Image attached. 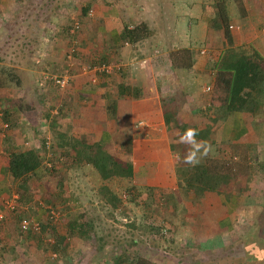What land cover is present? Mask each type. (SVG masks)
Masks as SVG:
<instances>
[{
  "label": "crops",
  "instance_id": "crops-1",
  "mask_svg": "<svg viewBox=\"0 0 264 264\" xmlns=\"http://www.w3.org/2000/svg\"><path fill=\"white\" fill-rule=\"evenodd\" d=\"M26 1L0 0V12L23 11ZM155 2L156 5H159L164 0H155ZM34 3H37L38 8L42 3V11H47V14L42 18V23H45L41 28L42 36L44 35L41 43L42 51L45 52L42 53L44 69L50 68L56 73H63L66 69V60L64 54L61 55V53L65 52V48L72 43V40H75L77 44V54L73 57V64L67 68L70 73L74 72L72 73L73 82L70 85L73 91L70 92L72 94H69L68 98H71L69 103L74 104V108H77L72 113L77 117L80 116L78 109L82 106L85 108L88 119L85 123L86 126L83 125L77 134L74 131L71 133L69 125L64 129L59 127L60 131L73 137L82 138L87 143L97 142L102 137L108 138L109 141L111 133L106 127H97L96 129L99 130L95 131L94 129L93 135H90V130L91 126L96 127L97 123L102 122L110 126L113 122V131L119 130L120 134L124 132L129 135V155H125L124 158L120 155V157L132 165V177L138 181L136 183L150 187H177L176 182L179 178L176 175V165L178 162L173 159L176 153H172L170 149L172 143L175 142V140L172 142V139H179L180 135L188 128L197 129L200 133L197 139L207 141L214 149L200 164H205L209 171L223 173L225 183H221L217 193L208 192L196 195L197 202L205 200L207 204L203 203L202 211L195 218L194 214L192 217L190 214L187 215L188 211L186 210L182 225L200 246L205 247V250L216 251L218 246L224 248V245L218 244L220 238L216 236L220 237L232 232V220L237 216L235 211L239 205L258 203L261 206L264 204V96L261 98L260 108L257 111L223 113L218 108L224 94L216 86L222 84L224 87V84L227 83V76L214 69V62L218 51L225 46V41L218 30L209 28L206 11L210 7L207 9L204 4L201 6L200 17L205 20L201 21L204 23L202 26H192L190 23L186 26L188 33L191 32L196 36L203 33L205 42L211 43L208 48L205 47L192 53L189 47H185L181 43L179 46L165 43L168 46L165 50L159 51L155 48L150 52L156 46L154 42L164 43L165 37L176 34V25L173 22L165 28L161 27L156 32H151L148 37L137 43L125 44L121 38L123 25L126 24L130 27L143 22V12L146 11L147 4L150 3L148 0H37ZM223 3L227 16H230L227 23L238 27L229 30L232 46L241 47L246 52L254 48L264 56V0H224ZM78 7L80 9L86 7L87 10L94 12H92L94 16L87 17L88 15L79 13L77 17L84 20V24L81 25L79 33L72 36L69 33V28L65 29V26L62 25L64 21L72 17L67 18L66 15L63 17L60 13L75 11L78 10ZM118 12L121 13L118 14ZM127 19L131 20V23H127ZM39 23L41 24V21H38L37 25ZM48 27H54L55 31L53 30L51 33L56 32L57 35L46 37L45 31H48L46 30ZM19 33L22 34L20 41L30 42L29 38L23 39L24 35L25 37L29 35L27 30L26 33L25 30L22 32L19 30ZM9 35L6 38L8 42L6 51L0 53V55L3 54L0 56L3 58L0 60V65L11 67L19 76L20 87L4 88L16 93V90L26 89V83L24 84L23 79L21 80V75L30 73L36 77L39 76V73L37 70H30L32 68L25 60L28 58V54L25 55L26 57L20 54V58H18V51L14 52V39L20 35L13 31ZM174 48L189 50L192 63L188 68L185 66L177 69L172 68L169 52ZM201 50L203 51L201 52ZM95 51L100 55L98 62L92 58ZM85 52L87 54L85 57L90 58L88 61L90 64L103 62L122 65L125 68V83L136 87L140 94L137 99L131 97L117 99L115 119H108L101 109L109 89L108 86L106 87L105 81L109 82V80L101 78L99 79L100 87H88L82 84L81 79L75 78L74 74L77 73L75 67L83 63L81 60L85 57L81 56V53ZM114 76L117 78V75ZM198 79L200 82L197 81ZM195 83L197 84L194 85ZM47 86L49 84L45 82L42 90H46ZM190 86L191 88H189ZM206 86L209 87V91H204L203 88ZM2 94H0V99ZM51 95L56 94L52 92ZM18 97L21 101L26 102L20 98L22 95H18ZM44 98L42 96V104ZM162 102L165 103V111ZM30 104L32 103L30 102ZM32 106L34 107L33 104ZM48 113L49 110H45L44 117L39 120L42 122V131H44V121L47 125L48 123L51 126L53 124L52 129L58 128V125H54L58 122H53L56 116H51ZM97 117L99 118L97 119ZM47 118L48 120H45ZM125 121L128 124H125ZM0 126H2L1 120ZM49 131V129L44 131V136H47ZM2 137L3 135L0 134V197H3L7 189L6 180L10 179L6 171L7 158L4 152L5 145L1 142ZM38 139L37 135L32 139V144L29 142L33 147L23 146L28 143L27 138L16 140L15 145L10 144L18 150L36 148L41 143L38 142ZM183 151L187 153L188 150ZM10 181L13 182L11 179ZM191 198L193 199L194 196ZM212 203L216 209L204 210V208H211ZM43 262L46 263L42 260V264Z\"/></svg>",
  "mask_w": 264,
  "mask_h": 264
},
{
  "label": "rangeland",
  "instance_id": "rangeland-1",
  "mask_svg": "<svg viewBox=\"0 0 264 264\" xmlns=\"http://www.w3.org/2000/svg\"><path fill=\"white\" fill-rule=\"evenodd\" d=\"M36 1L37 0H27L23 11L15 12L11 10L9 11L10 13H8V11L0 12V53L6 51V45L8 43L6 38L10 36L9 34H12V31L20 35L21 33H19V30L20 32L25 30V33L27 30L29 35H26V37L24 35L23 39L29 38L30 42L20 41L22 34L16 36L13 43L14 52L18 51V58H20V54L23 56L28 54V58L25 60L30 68H32L30 70H37V73H39V76L36 77H33L30 73L21 75V80L23 79L22 81L24 84L26 83L25 90H16V93L10 89L3 91V94L8 99L16 100L19 98L18 95H22L20 98L26 100L25 103L30 104L31 102L34 105L31 111L24 110L15 113L13 115V121L9 123L7 127L4 128L0 126V134L3 135L1 142L5 146L11 145L10 143L15 145L17 142L16 140H25V138H27L28 143L23 146H32L30 145L33 143L32 139L36 138L38 135V142L41 143L38 147L36 146V148H39L46 138V136H44V131L50 130L47 132V139L54 143L56 136L65 126L69 125L71 133L74 131L75 134H77L79 133L78 130L83 128V125L86 126L85 123L88 119L85 114V108L81 106V108L78 109L80 116L77 117L72 113V111L74 112L77 108H74V104L69 103L71 98H68V96L72 94L70 92L73 91L70 85L71 82H73L72 73L74 72L71 71L70 79L67 85L62 89L52 86L49 82V86H47L44 91L42 88L35 86V81L37 83V79H40V73L42 72L54 75L62 73H56L53 69H44L42 67V55L45 52L42 51L41 43L44 35L42 36L41 28L42 24L44 25L45 23H42V18L47 14V11H42V3L41 7L38 8L37 3H34ZM169 1L164 0L163 3L156 5L155 0H148L150 3L147 4V9L143 12L142 21L152 28V32H156L161 27L165 28L172 22L175 23L177 30L174 36L165 37L164 43L154 42L156 46H154L150 52L155 48L159 49V51H163L168 47L166 44L179 46L180 43L185 45V47H189L192 53L204 49L205 47L208 48L211 43L205 42L204 34L200 33L196 36L191 32L188 33V28L186 26L188 23L192 26H202L204 23L201 21L205 20L200 17V11L202 10L201 6L203 4H210L213 0ZM92 12L93 11H91L90 16H94V12ZM79 13V7L78 10L76 9L75 11L70 10L60 13L63 17L65 15L67 18L72 17L63 22L62 25L65 26V29L70 28L73 22H78V29L72 36L79 33L81 25L84 24V20L78 19L77 17ZM120 13L121 12H118V14ZM208 14L211 15L210 12ZM86 15H88V11ZM87 17H89V15ZM208 19L209 16H206V21H208ZM227 19H230V16H227ZM38 21H41V24L39 23L37 25ZM127 23H131V20L127 19ZM23 26L24 28H22ZM54 29V27L46 28L48 31H45L47 33L45 36L52 37L53 34L57 35L56 32H53V34L51 33ZM74 42L76 53L77 44L75 40ZM69 47L70 45H67L65 52H62L61 55H65ZM86 55V52L81 53V56L85 57ZM0 56H3V54ZM98 56L100 55L95 51L92 58L94 60L96 59L95 61L98 62L100 59V57L98 59ZM89 59V57L83 58L81 61H83L84 64H81L86 65ZM0 60H3V58ZM88 64H90V62ZM34 66L38 67L36 68ZM78 67V65L75 67L77 71V73L74 74L76 76L75 78L81 79L84 86L100 87L99 83L101 81L99 79L102 78L104 73L99 74L98 80L95 83H90L87 81L88 78H85V75L78 70ZM108 80H111V83L114 84L118 81V77L112 76L108 78ZM204 80L206 79L204 78ZM197 81L200 82L199 79ZM196 84L197 83L194 85ZM191 86L189 88H191ZM52 92L56 95H51ZM45 94L47 95L45 96ZM42 96L43 98L45 97L43 104ZM103 106L101 109H103ZM1 109L0 107V112ZM45 110H49L48 114L51 116H56V118L53 119V122H58L54 124L56 126L58 125V128H55L56 130L52 129L53 127L50 123L47 125L44 121L45 126L44 131H42V122L39 120L44 117L43 113ZM98 118L99 117H97V119ZM45 120H48V118ZM126 123L128 124L127 121H125V124ZM97 127H106L111 133L109 151L119 157L121 155L123 158L125 155H129L128 143L123 137V134L126 133L123 132L120 134L121 131L119 130L113 131V122L110 126L100 122L97 123L96 127L91 126L90 135L94 134V129L95 131L99 130L96 129ZM173 140H175V142H173ZM178 141L179 139H172L173 143L170 149L172 153H176L175 157L173 156L174 161L182 162L183 157L186 155L183 150H188L189 146L178 143ZM58 158L61 159V161H57L54 164L55 167L53 170L47 171L43 167H40L36 171V176L27 183L29 191L23 194L21 198L19 192L15 189V183L10 181L11 178L9 177L10 179L6 180L5 185L7 189L3 197H0L2 198L0 199V212L2 213V218L0 219V264H42V260L46 261V263L43 262V264H111L112 257L118 254L122 255L124 249L127 247L136 252L137 255L148 260L149 264H205L207 258V262L214 263L216 260L218 261L219 256L226 253V248L231 249L233 246V252H231L230 256L237 259L240 257L241 251L235 244V240L239 235L241 236L243 234L248 222H251L261 208L258 203L240 204L239 208L235 211L237 216L233 217L232 220V232L220 237L216 236L220 238L218 244L224 245V248L217 245L218 249L216 251L205 250V247L200 246L199 243L196 242L197 240L193 239V236L187 233L188 230L182 225L184 219L183 215L186 213V210L188 211L187 215L190 214V217H192L194 214L195 218L196 215L202 211L201 207L203 203L207 204L205 200L197 202L198 195L195 196L177 187H150L141 185L136 183L138 181H136L134 177H112L107 180H100L97 174L88 165L80 164L78 167L73 168L70 167L68 161H66L64 157L58 156ZM102 184L106 185L120 200L117 209L112 210V212L109 211V206L96 196L97 187ZM130 185L144 187V190L141 191L135 201H130L131 199L127 192ZM13 196L15 198H13ZM192 196H194L193 199L191 198ZM3 200H13L15 204L14 208H5L2 205ZM211 206V208H204V210L216 209L213 203ZM50 211L53 212V216L50 215ZM78 214L82 215V217L84 216L83 219L88 217L93 220V231L104 240L103 242L101 241L102 245L100 241H96L95 235H92L93 231L89 230V232H92H90L88 237L82 238L73 235V237L67 238L66 242L68 243V247L62 254H52L50 257H42V243L47 244L54 240L51 235L54 230H52L48 221L55 225L58 232H64L67 219L76 217ZM20 218H26L32 222L38 219L39 224L41 223L45 226L44 230L41 231L39 228L37 231L34 230L33 232H21L18 228ZM81 221L84 222V220ZM149 221L152 225L150 224V229L147 231L149 225L147 226L146 222ZM160 223L165 224L168 228V230L164 229V236H168L166 238H170V236L173 235L171 236L172 239H169L170 241L167 240L163 242L160 233L157 232L158 230H156L155 227ZM128 224H133V227H129ZM216 237H214L215 240H217ZM131 238H137L138 243L130 246L128 240ZM112 241L119 242L120 247L117 243L112 244ZM126 242L128 246H126ZM40 258L42 259L39 260ZM222 261H224L223 264H237V262H232L230 260L225 261L224 256L222 257Z\"/></svg>",
  "mask_w": 264,
  "mask_h": 264
},
{
  "label": "trees",
  "instance_id": "trees-1",
  "mask_svg": "<svg viewBox=\"0 0 264 264\" xmlns=\"http://www.w3.org/2000/svg\"><path fill=\"white\" fill-rule=\"evenodd\" d=\"M205 6L207 9L210 7L206 11V16H209L207 21L209 28L218 30L220 36L225 41V46L218 51L214 62V69L218 73L227 76V83L224 84V87L222 84L216 86L224 94L218 108L223 113L231 111H257L260 108L261 98L264 96V56L254 48L246 52L245 49L241 47L232 46L229 33V26L231 24L227 23V14L223 0H213L212 3L205 4ZM87 11L86 7H81L80 14L86 15ZM209 12L211 15L208 14ZM151 32L152 30L144 22H139L130 27L124 24L121 31V38L129 45L143 40L148 37ZM76 54L75 52L73 53L74 56H76ZM169 58L171 66L174 69L184 66L188 68L192 63L190 52L186 48L172 49L169 52ZM114 75L118 77L116 83L112 84L111 80L109 82L105 81V85L106 87L108 86L109 89L106 93L107 98L103 106V111L108 119L116 118L117 102L119 99L123 97L137 99L140 97L136 87H131L129 84L125 83V68L120 66V64L118 69H113L111 72L104 74L102 78L108 79ZM7 87L13 89L20 87V79L11 67L0 65V94H2L5 90L4 88ZM164 104L162 102V107L165 111ZM0 106L2 108L0 120L6 127L13 121V115L15 113L24 110L31 111L33 109L31 104L25 103L19 98L16 100L8 99L3 94L0 99ZM165 123H167V120H165ZM123 137L129 144V135L123 134ZM109 147L110 141H108L106 137H102L101 140L97 142L87 143L82 138L73 137L66 132L60 131L56 136L55 142L51 143V150L49 151L51 155L47 158L51 162L50 167L44 164L46 150L44 149L43 142L39 148L22 150L15 149L12 145H6L4 146V152L7 158L6 171L15 183V189L19 192L20 198L29 191L27 183L36 176V171L40 167H43L47 171L53 170L55 167L54 164L57 161H61L58 156L64 157V159L68 161L70 167L73 168L78 167L80 164L88 165L97 174L100 180H107L112 177L131 178L133 176L132 165L123 158L114 155L108 150ZM176 175L179 178L176 182L177 188L195 196L208 192L217 193L221 183H225V175L223 173L209 171L205 164H199L195 167L189 166L183 163V159L182 162L179 161L176 165ZM142 190H144L142 186L130 185L127 189L131 199L130 201H135ZM96 196L109 206L110 212L117 209L120 200L106 185L102 184L97 187ZM83 217L78 214L76 217L68 218L64 232H58L55 225L48 221L50 227L54 230L51 234L54 240L47 244L42 243V257H50L52 254H62L65 252L68 247L66 239L73 237V235L82 238L88 237L90 232L93 231L94 224L91 218L86 217L83 219ZM81 220H84V222ZM34 222L38 224L37 230L39 228L41 231L44 230L45 226L41 223L39 224L38 219H35ZM150 224V221L146 222V225H149L147 231L150 229ZM128 226L133 227V224H128ZM18 228L19 231L26 233L34 231L31 227L22 231L19 227V222ZM155 228L158 230L157 232L160 233L163 242L167 240L170 241L169 239L172 235L170 238L164 236V229L168 230L165 224H157ZM89 230L92 231L89 232ZM92 235H95L96 241H100L102 245L104 240L94 233V231ZM128 242L130 246L138 243L137 238H131ZM114 243H117L120 247L119 242L112 241V244ZM235 244L241 251L239 258L236 259L230 256L231 252H233V246L231 249L226 248V253L219 256L218 261L216 260L214 263H210L207 262V258L205 264H223V256L225 261L230 260L232 262H237V264H264V204L261 205L257 214L248 226H246L243 234L236 238ZM126 246H128L127 242ZM127 248L124 249L122 255L118 254L113 256L111 264H149L148 260Z\"/></svg>",
  "mask_w": 264,
  "mask_h": 264
},
{
  "label": "built area",
  "instance_id": "built-area-1",
  "mask_svg": "<svg viewBox=\"0 0 264 264\" xmlns=\"http://www.w3.org/2000/svg\"><path fill=\"white\" fill-rule=\"evenodd\" d=\"M91 14V10H88V15ZM233 28H238L237 26H229V29H233ZM78 29V22H73L71 27L69 28V33L71 35H73L75 33V31ZM74 40L72 41V43L70 44V47L68 48V50H66L65 53V60H66V69L64 70L63 73L59 74V75H54V74H50V73H46V72H42L40 73V79H37V83L35 81V86L38 88H42L44 86V83L49 82L51 83L53 86L57 87L58 89H62L63 87H65L70 79V72L67 68L71 67L73 64V53L75 52V48H74ZM125 44L127 45L128 43L125 42ZM202 52V51H201ZM35 63H37L35 61ZM80 64V66L78 67L79 71L85 75L86 78H88V82L90 83H95L98 80V76L99 74H107L109 72H111L113 69H118L119 68V64L116 63H95V64H86V65H82ZM209 87H204V91H209ZM2 127H6L4 123H2ZM51 143L48 139L47 136L45 138V140L43 141V146L44 149L46 150V159L44 160V164L47 167L51 166V162L47 159L50 157V147H51ZM13 198H15L13 196ZM2 205L5 208L8 209H13L15 204L13 203V200H3L2 201ZM50 215L53 216V212L50 211ZM50 216V217H51ZM2 218V213L0 212V219ZM19 227L22 231L28 229L29 227H31L33 230H37L38 228V224L37 222H32L31 220H28L26 218H21L19 220Z\"/></svg>",
  "mask_w": 264,
  "mask_h": 264
},
{
  "label": "clouds",
  "instance_id": "clouds-1",
  "mask_svg": "<svg viewBox=\"0 0 264 264\" xmlns=\"http://www.w3.org/2000/svg\"><path fill=\"white\" fill-rule=\"evenodd\" d=\"M199 131L194 128H188L180 135L178 143L186 144L189 149L183 157V163L195 167L214 151L212 145L205 140H198Z\"/></svg>",
  "mask_w": 264,
  "mask_h": 264
}]
</instances>
